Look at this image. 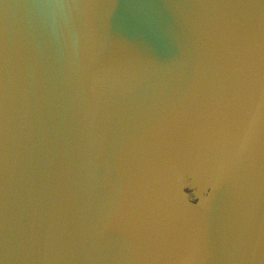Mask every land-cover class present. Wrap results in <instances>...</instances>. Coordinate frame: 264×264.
Segmentation results:
<instances>
[{"label":"water","instance_id":"obj_1","mask_svg":"<svg viewBox=\"0 0 264 264\" xmlns=\"http://www.w3.org/2000/svg\"><path fill=\"white\" fill-rule=\"evenodd\" d=\"M0 264H264V0H0Z\"/></svg>","mask_w":264,"mask_h":264}]
</instances>
